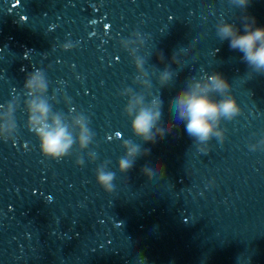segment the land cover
<instances>
[{"label":"water","instance_id":"water-1","mask_svg":"<svg viewBox=\"0 0 264 264\" xmlns=\"http://www.w3.org/2000/svg\"><path fill=\"white\" fill-rule=\"evenodd\" d=\"M245 15L264 26V0H0V264H264V73L216 34L224 20L242 33ZM176 51L179 74L159 88ZM37 69L51 113L74 138L77 120L89 129L60 160L29 131ZM213 72L241 112L197 146L171 101ZM136 94L161 95L174 126L122 174L123 144L142 143L124 111ZM100 167L116 173L111 193Z\"/></svg>","mask_w":264,"mask_h":264},{"label":"clouds","instance_id":"clouds-1","mask_svg":"<svg viewBox=\"0 0 264 264\" xmlns=\"http://www.w3.org/2000/svg\"><path fill=\"white\" fill-rule=\"evenodd\" d=\"M241 9L246 8L249 0H233ZM243 32L235 24L225 22L216 26V34L221 41L228 40L229 47L241 52L242 60L257 73H264V26H256L254 17L245 15ZM181 46L177 51H184ZM177 51L173 53L171 61L158 70L156 85L164 88L177 77ZM158 60H163L162 54H157ZM144 61L138 60L137 67L143 68ZM148 89L152 88L151 80L144 81ZM47 82L39 69L29 72L23 82V88L29 96L36 98L25 102L26 115L31 131L39 143V150L43 157L60 160L66 157L74 143L86 148L89 143V129L82 120H77L79 134L74 138L63 124L59 114L51 113L48 103L39 98L47 91ZM217 97H219L217 99ZM166 101L161 95L143 94L130 97L125 106V113L131 117L130 130L134 137L142 142L126 141L123 144L124 154L116 161L119 173H126L135 164L137 158L146 155L148 149L142 148L143 143H156V138L163 137L170 132L173 124L164 119ZM171 111L176 120L185 124L186 133L193 138L194 143L200 144L210 141L213 137L219 138L221 133L219 123L221 118L231 120L241 112L240 106L230 92L227 80L218 72H213L203 78L191 77L186 86L180 89L171 101ZM203 151V150H201ZM206 153V152H205ZM83 163V161H81ZM154 167L161 171L162 166L154 162ZM146 173V168L143 169ZM116 173L100 167L95 172V183L106 193L113 191V181Z\"/></svg>","mask_w":264,"mask_h":264}]
</instances>
